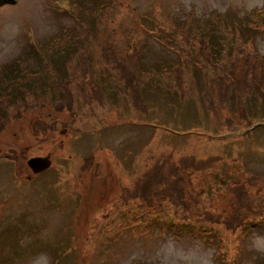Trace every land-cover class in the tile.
Instances as JSON below:
<instances>
[{"label":"rangeland","instance_id":"374dc122","mask_svg":"<svg viewBox=\"0 0 264 264\" xmlns=\"http://www.w3.org/2000/svg\"><path fill=\"white\" fill-rule=\"evenodd\" d=\"M199 2L194 0L193 7ZM204 2L223 11L202 20L185 12L182 0H105L99 4L84 0L80 12L91 28L85 39L80 37L84 27L80 13L77 30L69 12L57 13L56 6L45 0L44 22L58 26L59 31L33 46H41L36 50L42 56L51 55L62 80L73 76L74 102L72 111L64 109L61 115L46 106L23 110L18 118L5 116L0 130V264H116L119 257L130 253L154 251L165 234L198 238L213 264H264V254L251 250L253 245L264 247V238L253 237L254 232L264 233L262 221L246 224L240 232V225L231 230L204 217L208 210L213 213L211 208L227 205L229 192L224 186L248 176H264V100L249 92L243 95L248 117L258 118L248 130H242L244 122L231 108L221 112L220 119L223 114L232 115L233 125L217 121L214 113L206 111L204 102L203 109L200 107L204 93L207 97L212 94V89L209 93L206 90L210 85L205 77L215 73L206 68L203 75L195 74L191 61L200 65V60L203 65L205 56L216 62L237 59L241 56L236 51L239 41L245 50L254 49L257 38L264 41V23L254 26L253 20L264 14L241 17L233 11L231 0ZM16 3L3 0L0 6ZM106 9H110L108 16L99 15ZM191 14L195 23L199 22L200 37L210 42L203 58L194 49L184 52L186 46H179L180 30L193 29ZM4 15L0 8V38L5 32ZM213 18L217 20L210 21ZM70 21L72 26L66 27ZM219 22L225 25L222 37L212 33ZM209 35L215 37L209 39ZM23 40L20 57L29 45L27 37ZM51 46L57 49L47 50ZM131 48L132 55L128 53ZM219 48L223 51H217ZM17 54L13 46L0 54V61L7 62ZM83 59L96 66L92 77L105 92L100 100L86 101L83 91L76 87L83 81ZM16 60L6 65L9 71ZM118 61L143 86L142 107L135 106L130 95L123 92ZM242 65L239 59L237 66ZM36 68L50 77L47 67L37 64ZM30 70L32 73L22 75L20 82L36 79L35 68ZM5 74L9 79L10 73ZM217 97L219 101L226 99ZM32 99L36 97L28 96L26 101L32 103ZM233 100L234 93L230 92L228 101ZM6 106L5 101L0 105L3 115L13 114L19 107ZM57 117L60 122L52 126V134L43 135L41 128L35 135L33 122ZM172 150L173 158L194 157L200 179L204 164V195L194 196V190L184 194L176 208H140L137 185L149 175L157 156ZM10 151L15 152V159L9 158V153L4 155ZM45 154L50 155L51 166L35 173L31 181L26 179L24 175L30 174L28 156ZM256 181L263 183L262 178ZM193 182L197 183V177ZM252 191L260 195L247 197V211L264 216V187ZM161 211L162 219L147 224L146 218L154 219ZM183 221L188 222L185 230L177 226Z\"/></svg>","mask_w":264,"mask_h":264},{"label":"trees","instance_id":"16d2710c","mask_svg":"<svg viewBox=\"0 0 264 264\" xmlns=\"http://www.w3.org/2000/svg\"><path fill=\"white\" fill-rule=\"evenodd\" d=\"M103 1L105 0H92V2L96 4L102 3ZM78 3L84 4V0H78ZM54 10L56 11L55 8ZM109 13L110 9L99 11V15L101 16H108ZM80 16L82 17L81 12ZM187 18L188 14L186 16V19ZM221 19L228 21L227 17H221ZM190 20L192 21L191 27H193V29L190 30L186 28V30H180L178 34L179 46H186L183 48L185 50L184 52H191V49H194L195 52L203 58L207 49L206 43L208 45L210 42H206L205 37H200L199 22L195 23L197 20L194 19L192 14ZM215 20H217V18L210 19V21ZM82 21L84 23V27L81 29L82 35H80V37L83 36L86 39V31L90 34L91 28L86 25V20H84L83 17ZM262 23H264V17L260 16L253 20L252 25L255 26ZM176 24L179 25L182 23L177 22ZM213 27H215L212 32L214 35L221 36V32L225 30L224 23H215ZM76 29L78 30L77 27ZM197 32V39H195L194 34ZM173 33L174 32L171 34ZM214 35H209L207 38L211 39V37H215ZM219 40L221 39L219 38ZM198 41L200 42V45H197ZM241 43L243 42L239 41V44L236 45L238 48L236 51L241 54V56L237 59L233 58L231 60H226L225 62L217 60L216 62L211 56H205L206 61L203 65L200 60H198L201 63L200 65L193 64V59H191V61L195 74L198 71L200 75H203L206 68L209 70L211 68L215 73L214 75H206L205 77V80L208 81V84L211 87L207 86L206 90L209 93V90L212 89V94L207 97L204 93L200 107L203 109L204 102L206 111L208 113H214L217 121L222 120L226 121L229 125H233L234 118L232 115L223 114V118L220 119V114H222L221 112H227L228 109L231 108L234 112H236L239 119L244 122L242 127L249 128L251 125L258 123V118L252 119L251 117H248L243 95H245V92H249V94L258 95L264 100V57H259L255 54L254 49L252 48L245 50L244 45ZM38 47L41 46H33V43L29 42L27 52L11 64V70L9 71L7 69L8 67H5L2 71H0V100H2L0 101V105H2L5 101L7 104L6 108L8 109L14 105L19 106L15 113H7V115L12 119L21 117L22 111H27L31 107L48 106L51 107L54 113L58 115H61L64 112V109L70 112L72 111V105L74 102L72 92L73 88L71 86L74 80L73 76L68 74V78L66 80H62L58 70L52 65L51 55L47 54L42 56L39 50H36ZM52 48L54 47L51 46L50 48H47V50ZM219 50L223 51L222 48H219L217 51ZM104 54L105 52L102 56H104ZM219 59L223 60L224 57H220ZM239 59L242 61V67L237 66V61ZM37 64L47 67V69H49L50 77L43 75L42 71L36 68ZM117 66L119 67V79L124 85V89H122L123 92L128 93L133 100L134 105L140 107L142 102L140 98L141 86L137 84L135 74L127 70L122 61H118ZM31 67L35 68L33 74L37 75L36 79L33 81L29 78L24 83L20 82L22 75L32 73V70H30ZM80 69H83V72L81 73L83 81L77 84L76 87L80 91H83L84 97L89 98L92 96V99L95 98V100H100L102 94L98 83H92L90 86H86V83H91V79L89 81L86 80L87 75L90 77L89 61L83 59ZM13 70L16 72L13 73ZM5 72L10 73L9 79L7 78ZM52 77H54L53 80H51ZM180 81L181 79L179 77L178 83H180ZM230 92L234 93L233 102L228 101ZM217 95L225 96L226 99L219 101L217 99ZM28 96L36 97V99H32L34 102L29 103L26 101ZM215 99L218 100V104ZM2 114H4V111L0 112V130L5 124V117H3ZM256 114L257 113L250 114V116H255ZM56 119H58V117L51 118L50 120H37L33 122V132L38 134V132L41 131V128H43V135H46L48 132L53 130V121ZM16 157L15 152L10 151V158L15 159ZM155 161L156 163L152 165L149 170V175L147 177L144 176L137 185L136 192L139 194L135 193V195L141 197V207L144 205H150L152 207L154 205L159 210L164 207L176 208V203L182 195L193 192V174L196 172L194 157L190 155L183 158H173V151H170L167 154L157 156ZM256 179L257 178L255 176H248L244 180L234 181L231 182L230 185H226L225 189L229 192L228 200L231 202L230 208L232 213L225 210L214 216L213 214L215 213L211 214L208 211L206 219L211 223H215V221L221 222L228 229L239 225L240 221H243L245 217L249 216L246 200L247 197L253 193L252 189L256 187V191H258L262 190L264 187V180L262 184H259L257 181L255 182ZM160 185H163L164 189L161 188ZM165 186L178 191V193H173L167 189L165 190ZM193 193L194 196H203L205 193V187L203 184L200 183L199 188ZM163 213L164 211H161L158 216L154 218V220L162 219ZM232 223H234L233 227L231 226ZM179 228L182 229L181 226Z\"/></svg>","mask_w":264,"mask_h":264},{"label":"clouds","instance_id":"9594fccd","mask_svg":"<svg viewBox=\"0 0 264 264\" xmlns=\"http://www.w3.org/2000/svg\"><path fill=\"white\" fill-rule=\"evenodd\" d=\"M62 11L69 12L73 19L77 18L81 5L78 0H49ZM185 12H192L197 19H207L214 12L223 11L215 5L205 4L200 0L197 7H193L194 0H182ZM45 0H17L15 5L0 6L4 9L5 32L0 38V54L15 46L18 54L7 62L0 61V71L14 59H18L24 46L23 37L28 42L36 44L39 41L50 39L58 34V26L44 22ZM231 7L238 16H250L257 13L264 14V0H231ZM72 22L66 27H71ZM254 52L264 57V41L257 38ZM23 66V65H21ZM256 239L264 238V233L254 232ZM251 250L264 254V247L252 246ZM208 250L198 238L180 239L172 234H165L159 246L152 252L143 250L130 253L126 257H119L116 264H213L208 256Z\"/></svg>","mask_w":264,"mask_h":264},{"label":"water","instance_id":"95a60500","mask_svg":"<svg viewBox=\"0 0 264 264\" xmlns=\"http://www.w3.org/2000/svg\"><path fill=\"white\" fill-rule=\"evenodd\" d=\"M50 163V161L45 157H34V158H30L28 160V165L32 168V170H34L35 172L43 169L44 167H46L48 164Z\"/></svg>","mask_w":264,"mask_h":264}]
</instances>
